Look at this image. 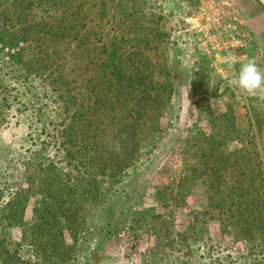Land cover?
Listing matches in <instances>:
<instances>
[{
	"label": "rangeland",
	"instance_id": "obj_1",
	"mask_svg": "<svg viewBox=\"0 0 264 264\" xmlns=\"http://www.w3.org/2000/svg\"><path fill=\"white\" fill-rule=\"evenodd\" d=\"M231 1L248 57L177 0H0V264H264V94L234 83L264 0Z\"/></svg>",
	"mask_w": 264,
	"mask_h": 264
},
{
	"label": "built area",
	"instance_id": "obj_2",
	"mask_svg": "<svg viewBox=\"0 0 264 264\" xmlns=\"http://www.w3.org/2000/svg\"><path fill=\"white\" fill-rule=\"evenodd\" d=\"M186 20L195 23L201 13L202 38L221 41L227 49L242 57L250 55L252 37L242 28V19L231 0H177Z\"/></svg>",
	"mask_w": 264,
	"mask_h": 264
},
{
	"label": "clouds",
	"instance_id": "obj_3",
	"mask_svg": "<svg viewBox=\"0 0 264 264\" xmlns=\"http://www.w3.org/2000/svg\"><path fill=\"white\" fill-rule=\"evenodd\" d=\"M225 63L233 65L234 58L225 57ZM234 83L249 94L255 95L258 92L264 94V71L257 66L255 59H249L241 65Z\"/></svg>",
	"mask_w": 264,
	"mask_h": 264
}]
</instances>
